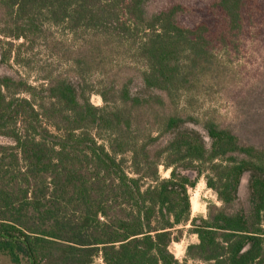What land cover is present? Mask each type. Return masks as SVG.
<instances>
[{"label":"trees","instance_id":"trees-1","mask_svg":"<svg viewBox=\"0 0 264 264\" xmlns=\"http://www.w3.org/2000/svg\"><path fill=\"white\" fill-rule=\"evenodd\" d=\"M151 1L0 0V254L13 264H264V148L200 110L264 43V0ZM201 180L217 203L192 218ZM186 233L197 243L181 262L171 246Z\"/></svg>","mask_w":264,"mask_h":264},{"label":"rangeland","instance_id":"rangeland-1","mask_svg":"<svg viewBox=\"0 0 264 264\" xmlns=\"http://www.w3.org/2000/svg\"><path fill=\"white\" fill-rule=\"evenodd\" d=\"M205 0H153L148 4L150 13L157 12L171 3H181L187 6H201ZM188 21V16L186 17ZM233 82L219 97L207 100L200 107L201 113H211L216 122L223 128L231 129L243 143L264 148V43L255 45L241 59L233 65ZM11 72L1 63L0 75L5 76ZM34 82V81H33ZM141 84L136 83V87ZM91 102L97 107L103 106V101L98 95L92 97ZM191 128L201 132L208 145L210 139L201 124H191ZM0 144H11L10 140L0 137ZM168 177L169 173H165ZM249 175L245 174L239 189V205L247 207L249 203L248 190ZM217 203L213 191L206 187L201 180L197 188L191 191L192 218L206 216L207 204ZM190 229L187 226L185 230ZM197 243V237L186 233L183 240L174 243L171 251L179 261L185 259L188 245ZM99 263V261H98ZM0 264H13L9 257L0 254Z\"/></svg>","mask_w":264,"mask_h":264}]
</instances>
